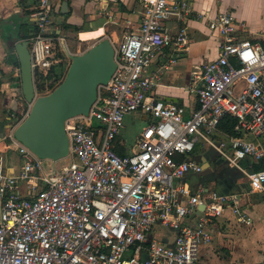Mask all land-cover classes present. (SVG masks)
Listing matches in <instances>:
<instances>
[{"label":"built area","instance_id":"2783aa9c","mask_svg":"<svg viewBox=\"0 0 264 264\" xmlns=\"http://www.w3.org/2000/svg\"><path fill=\"white\" fill-rule=\"evenodd\" d=\"M53 2L38 0L31 13L36 32L27 41L34 73L50 69L59 51L67 57L65 38L52 21ZM192 14L189 0H150L139 28L110 42L114 72L88 114L65 122L64 163L39 158L10 130L5 140L19 165L6 172L0 151V264H206L200 251L212 240L207 225L213 218L231 209L251 224L240 211L239 194L193 188L186 177L204 170L191 157L195 148L211 147L243 174L252 193L264 195V170L242 165L264 160V46L240 40L242 25L231 13L207 18L218 52L191 74L198 108L185 116L184 107L151 96L161 72H149L156 51L179 54L188 44L185 27L172 33L164 25L184 23ZM134 112L150 122L138 134L136 150L121 156L118 137L125 116ZM225 116L235 120L237 134L255 140L218 130ZM156 225L173 233L171 243L150 237Z\"/></svg>","mask_w":264,"mask_h":264},{"label":"crops","instance_id":"0c3cea01","mask_svg":"<svg viewBox=\"0 0 264 264\" xmlns=\"http://www.w3.org/2000/svg\"><path fill=\"white\" fill-rule=\"evenodd\" d=\"M189 2L193 14L184 23L171 20L164 25V29L172 33L180 26L185 27L187 47L179 54L172 48L156 51L149 67L151 73L161 71L160 79L151 96L164 103L184 107L185 116L198 108L197 99L189 89L192 72L217 57L218 36L208 29L207 18H213L221 13H231L237 23L242 25L238 38L264 46V0H189ZM37 3L38 0H0V143L7 141L5 139L10 132L9 127L24 119L30 110V105L25 101L21 91L20 63L14 50V43L25 41L36 32L31 13L37 7ZM149 3L150 0H54L51 16L57 33L65 38L68 53L81 55L98 42L109 40L118 43L125 33L136 31ZM66 58L68 64V54ZM171 60H174V63H170ZM164 66L167 68L164 69ZM138 114L142 122L147 124L150 122L148 115L143 112ZM20 115L22 118L19 119ZM122 130L116 151L119 155L125 156L136 150L139 133L127 147ZM238 135L246 140H255L249 134ZM219 136L221 135L217 134L214 138L218 142ZM3 156L6 172L13 174L17 170L13 152L7 148ZM199 162L204 170L211 168L208 159V168L202 162V157ZM248 167L250 168L251 164ZM189 177L192 176H187L186 181L193 188L201 185L204 189H213L215 185L214 182L202 185L195 181L194 184H190ZM25 189L26 187L21 188L22 194H25ZM229 191L228 194L240 195V211L243 215H248L252 222L250 225L241 223L231 209H226L220 217L213 218L207 225L212 240L201 248L200 260L206 264H263L264 195L252 193L249 183H242L241 178L236 180V187ZM195 219L193 215L188 221L194 224ZM150 237L162 243H171L173 233L156 225L151 230Z\"/></svg>","mask_w":264,"mask_h":264},{"label":"water","instance_id":"95a60500","mask_svg":"<svg viewBox=\"0 0 264 264\" xmlns=\"http://www.w3.org/2000/svg\"><path fill=\"white\" fill-rule=\"evenodd\" d=\"M14 50L20 63L21 91L30 110L10 130L18 142L39 158L64 159L69 151L65 122L87 115L96 101L98 88L111 78L116 66L113 46L109 40H103L81 55L66 52L70 60L66 75L53 91L44 96H39L35 88L29 42L15 41ZM202 162L209 167L205 157Z\"/></svg>","mask_w":264,"mask_h":264},{"label":"trees","instance_id":"16d2710c","mask_svg":"<svg viewBox=\"0 0 264 264\" xmlns=\"http://www.w3.org/2000/svg\"><path fill=\"white\" fill-rule=\"evenodd\" d=\"M55 58L56 59L50 69L44 72L34 73L35 88L37 93L39 94H44L45 92L47 93L53 91L65 77L67 71V58L65 54L59 51ZM20 118H22L21 115L19 116V119ZM217 128L227 134L239 137V135L234 131L235 120L230 116H225L224 118H222L219 121ZM199 151L200 148H196L195 151L191 154V157L197 161H200L201 157L207 158V156L203 154L202 156H197V153ZM208 160L211 164V168L206 169L202 173L197 175L195 177V182L202 185L214 182L215 184L222 187V190L218 191L220 193H228L230 192L229 190L234 189L236 187V180L242 178L243 174L237 171L236 169L227 166L222 167L224 162H218L220 160L218 154L216 156H213L211 160ZM250 164L251 167L249 168L248 166ZM242 165L248 168V170H264V160H260L257 163H251L250 160H245L242 162Z\"/></svg>","mask_w":264,"mask_h":264},{"label":"rangeland","instance_id":"374dc122","mask_svg":"<svg viewBox=\"0 0 264 264\" xmlns=\"http://www.w3.org/2000/svg\"><path fill=\"white\" fill-rule=\"evenodd\" d=\"M48 93L50 92H45L44 94H39L37 93L39 96H44V95H47ZM26 117V115L24 116V118ZM23 120V119H22ZM21 120V121H22ZM20 121V122H21ZM19 122V123H20ZM2 124V123H1ZM147 123L146 122H142L140 117H139V114L138 112H134V113H130L128 115L125 116L124 118V127L123 130H122V137L125 139V145L127 147H129L132 142H133V139L135 138V136L140 133L142 131V129L144 127H146ZM3 127V126H2ZM10 128V127H9ZM5 130V129H3ZM6 130H8V128H6ZM5 130V131H6ZM8 132V131H7ZM220 140L222 139L221 136L218 137ZM8 146V143L7 141L6 142H3V143H0V151L2 152V154L4 155L7 148H9L12 152H13V158H14V162L17 164V166L19 165V158H18V155H17V152H16V149L14 148H10V147H7ZM200 151L197 153V156H202L203 155H206L208 159H212L213 156H216L217 153L215 152V150L211 147H201L200 146ZM49 163L50 161H44V164H45V168L47 167V169H49ZM62 164L64 163V159H61V160H58L56 164ZM228 167L227 164H223L222 167ZM194 181H195V177H189V182L190 184H194ZM241 182L242 183H246L247 180L245 177H242L241 178ZM214 190L216 191H221L222 190V187L215 184L214 187H213Z\"/></svg>","mask_w":264,"mask_h":264}]
</instances>
